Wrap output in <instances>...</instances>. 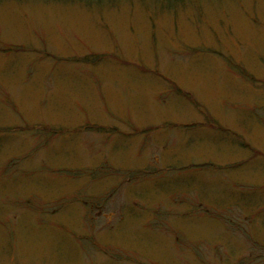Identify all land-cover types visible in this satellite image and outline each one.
Segmentation results:
<instances>
[{
	"label": "rangeland",
	"instance_id": "rangeland-1",
	"mask_svg": "<svg viewBox=\"0 0 264 264\" xmlns=\"http://www.w3.org/2000/svg\"><path fill=\"white\" fill-rule=\"evenodd\" d=\"M0 264H264V0L1 2Z\"/></svg>",
	"mask_w": 264,
	"mask_h": 264
},
{
	"label": "trees",
	"instance_id": "trees-1",
	"mask_svg": "<svg viewBox=\"0 0 264 264\" xmlns=\"http://www.w3.org/2000/svg\"><path fill=\"white\" fill-rule=\"evenodd\" d=\"M4 0H0V3L3 2ZM8 1V0H7ZM17 1H20V0H17ZM160 1H163V2H179V1H183V0H160Z\"/></svg>",
	"mask_w": 264,
	"mask_h": 264
}]
</instances>
